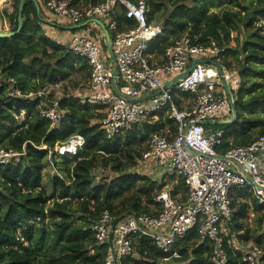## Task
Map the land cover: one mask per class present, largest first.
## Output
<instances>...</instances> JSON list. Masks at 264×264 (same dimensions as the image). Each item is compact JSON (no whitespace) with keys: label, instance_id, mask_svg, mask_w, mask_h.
<instances>
[{"label":"trees","instance_id":"1","mask_svg":"<svg viewBox=\"0 0 264 264\" xmlns=\"http://www.w3.org/2000/svg\"><path fill=\"white\" fill-rule=\"evenodd\" d=\"M11 1L13 9H0V19L7 20L9 31H16L21 0ZM71 1L84 7L103 0ZM146 1L151 6L149 22L163 27L148 45L151 61L163 62L166 49L185 36L202 45L215 41L230 46L237 40L221 60L240 79L234 93L235 117L213 127L224 131L226 149L264 135V0ZM116 11L119 30L129 28L132 21L125 8ZM43 23L41 6L38 12L35 0H25L22 30L0 37V147L23 152L20 163L0 165V264H104L108 247L97 244L92 223L103 210L117 219L156 212L155 197L166 182L157 186L131 168L154 134L170 137L176 124L163 111L155 123L147 119L108 138L100 124L101 106L82 101L81 91L88 87L90 76L87 60L48 37ZM233 32L238 34L236 40ZM73 74H81L80 80H73ZM7 77L16 80L22 96L7 101ZM66 79L80 96L65 93L57 100L60 115L53 123L41 114L44 102L51 101L46 90ZM180 96L196 99L197 94ZM176 101L180 104L181 99ZM76 135L83 136L84 145L75 154L55 151ZM47 159L59 171L51 176L50 185L44 182ZM99 168L108 174L95 181L93 173ZM177 183L172 195L183 198L187 187L182 179ZM229 198L233 214L224 236L226 264H249L242 259L244 251L233 245L232 235L264 248V204L249 187H232ZM251 215L255 231L249 226ZM132 241L134 254L129 259L134 264H214V247L200 240L197 228L176 243L179 258L164 260L169 255L148 237L133 236ZM257 264H264V254Z\"/></svg>","mask_w":264,"mask_h":264},{"label":"built area","instance_id":"2","mask_svg":"<svg viewBox=\"0 0 264 264\" xmlns=\"http://www.w3.org/2000/svg\"><path fill=\"white\" fill-rule=\"evenodd\" d=\"M42 1L52 13L73 25L99 19L110 34L111 47L104 29L92 20L88 22L91 29L73 32L69 41L73 53L84 57L89 65L90 93H82V101L101 106L104 116L100 124L108 138L147 119H158L163 111L176 124V132L170 137L154 134L140 160L154 163L161 170L160 176L182 179L187 194L174 198L173 188L167 184L155 197L159 204L155 213L117 219L109 210L101 211L91 230L97 244L108 247L104 264H134L129 259L134 254L133 236L150 238L169 255L164 260L179 258L176 243L195 228L202 242L213 245V263L226 264L225 224L233 214L230 189L249 187L258 203L264 204V135L248 145L226 149L224 131L213 128L214 123L233 117L230 102H234L239 81L221 64L232 43L221 46L212 41L202 45L185 36L166 49L163 62H155L150 60L147 48L162 34L163 27L149 22L151 6L146 0H103L84 7L71 0ZM119 7L125 8L127 19L132 21L125 30H119ZM6 82L7 101L22 96L14 78L7 77ZM184 92L197 94L193 104H184L185 98L180 96ZM176 97L181 99L180 104ZM41 114L57 122V102L43 106ZM83 145V136L76 135L55 151L75 154ZM22 155L13 148L0 147V165L18 164ZM262 255V248L253 245L243 252L242 259L257 264Z\"/></svg>","mask_w":264,"mask_h":264},{"label":"rangeland","instance_id":"3","mask_svg":"<svg viewBox=\"0 0 264 264\" xmlns=\"http://www.w3.org/2000/svg\"><path fill=\"white\" fill-rule=\"evenodd\" d=\"M9 1L8 0H0V9L2 11L5 10V9H7V10H12L13 9L12 1H10V3H9ZM237 9L238 8H234L233 10H237ZM212 10L218 11L219 8H214ZM53 15H55V14H53ZM55 16H58V15H55ZM6 21L7 20H5V21L2 20L1 24H2L3 29L5 31H9V25H8V22H6ZM262 22H264V19H262ZM63 31H64V29H59L58 28L57 29V33L59 32L60 36H58L57 39H54V38H52V39L57 41V42L59 41L58 43L65 44L66 38L64 36L63 37L61 36V35H65V34H63ZM237 35H238L237 32H233V36L232 37L236 40ZM47 36L50 37L48 35V33H47ZM243 38H244V34L239 35V40L240 41H242ZM236 44H237V40L236 41L233 40L232 41V46L234 47ZM80 75L81 74H75V75L73 74L71 78L73 80L79 81L80 80ZM233 75L238 79V81H240L238 75H236L235 73ZM238 86L236 87V89L238 88ZM46 93L48 94V96H49L51 101L44 102L43 106H49V107L53 106V104L56 103L57 100L61 99L65 95V93H69V94L72 93L74 95H78L79 94L78 91L72 89V86L70 84V79H66V80L61 81L58 84H55L53 86H49L48 89L46 90ZM194 100L195 99H192V98L185 99L184 104H187V105L193 104L195 102ZM157 120L158 119H153L152 121H157ZM215 127L216 126H214L213 128H215ZM225 148H227V147L225 146ZM46 161H47V165H46V170H45L44 182L47 183V185H50L49 182H50L51 176L56 175L57 173H59V171H57V169L55 168L54 164L49 162L48 159ZM145 169H148L150 171L148 177H150L151 180L155 181V179L158 178V181H156V185L157 186L161 185V183H165L166 182V183L170 184L171 187L174 189L175 186L178 184L177 183L178 181H175L174 179H167V178H165V179L163 178V180L160 179L158 171H155L157 174L154 171H151L149 164L145 163L144 161H141V160L137 161V164L134 166V168H131V171H134V172H136L138 174H142L144 172L143 170H145ZM106 174H108V171L105 172V171H97V170H95L94 173H93V176L95 177V181H99ZM135 190H137V188H135ZM177 197L179 198V197H182V196H181V194H178ZM250 217H251V220L249 221V226L252 228L253 231H255V229L257 227L256 226V222H255V218H254L253 215H251ZM225 227L227 228L226 232L228 233L229 231H228L227 224H225ZM231 241H232L234 246H236L237 248H239V249H241L243 251H245V250L249 249L251 246L255 245V243L252 240L241 241L238 238L237 235H232V240ZM262 250H263V254H264V248H262Z\"/></svg>","mask_w":264,"mask_h":264},{"label":"crops","instance_id":"4","mask_svg":"<svg viewBox=\"0 0 264 264\" xmlns=\"http://www.w3.org/2000/svg\"><path fill=\"white\" fill-rule=\"evenodd\" d=\"M9 1V0H8ZM11 1V0H10ZM10 1H9V3H10ZM39 4H40V6H41V8H42V16H43V18H44V23H43V27L47 30V33H48V35L50 36V38H54V39H57L58 38V36H60V34H59V32L57 33V29L59 28V29H64V31H63V34H65V35H61L62 37L64 36L65 38H66V41H65V44L67 43V45L69 46V41H70V39H71V37H72V35L74 34L73 32H74V30L75 29H73L72 27L74 26L71 22H69L66 18H64V17H61V16H55V15H53L54 13H52L44 4H42L40 1H39ZM85 22V21H84ZM83 23V22H82ZM81 24V23H80ZM91 24V23H90ZM90 24L88 23L87 25H86V27H87V29L85 28H81V29H78L80 32H86L88 29H91L90 28ZM78 30H76L77 32H79ZM66 32V33H65ZM94 32H98L97 31V29H94ZM50 33V34H49ZM57 33V34H56ZM71 33V34H70ZM99 34V33H98ZM59 42V41H58ZM64 42V41H63ZM79 92V91H78ZM82 93H90V76H89V83H88V87L87 88H85L84 90H82L81 91ZM80 93V92H79ZM150 120V123H155V121H152L151 119H149ZM138 160H140V159H138ZM137 160V161H138ZM148 164H149V166H150V170L151 171H158V173L160 174V172L159 171H161V170H159L155 165H154V163H152V162H147ZM137 164V163H136ZM100 169V168H99ZM97 171H101V169L100 170H97ZM144 172L141 174V175H143V176H146V177H148L149 176V173H150V171L148 170V169H145V170H143ZM156 173V172H155ZM157 174V173H156ZM160 176V175H159ZM148 178H150V177H148ZM160 179H162L163 180V178L165 179V178H167V177H163V176H160L159 177ZM155 181H158V178H156L155 179ZM179 181V180H178ZM160 182V181H159ZM162 184V183H161ZM168 183H166V185H167ZM162 189V188H161ZM160 189V190H161ZM159 190V191H160ZM158 191V190H157ZM158 191V192H159ZM173 191V190H172ZM187 194V193H186ZM157 195V194H156ZM174 197V196H173ZM157 209H159V207L157 208ZM156 209V210H157ZM225 232H226V228H225ZM227 233V232H226ZM228 234V233H227ZM135 256V255H134ZM137 256V255H136ZM135 256V257H136Z\"/></svg>","mask_w":264,"mask_h":264},{"label":"water","instance_id":"5","mask_svg":"<svg viewBox=\"0 0 264 264\" xmlns=\"http://www.w3.org/2000/svg\"><path fill=\"white\" fill-rule=\"evenodd\" d=\"M24 2H25V0H21L20 5H19L18 29L16 31H5V30H3L2 27H1V19H0V37H11V36L16 35L17 33H19L22 30V28H23V8H24ZM35 3H36V9H37V11L40 12V5H39L38 1L35 0ZM92 20H94L95 22L99 23L101 25V27L104 29V32L106 34V38H107V41H108V45H109V47H111L110 34H109L108 30L106 29L105 25L99 19H92ZM92 20H90V21H92ZM90 21H85V22H83L81 24L74 25L72 28L75 29V30L84 28V27H86V25ZM191 70H192V66L189 67V69L185 73L184 77H186L191 72ZM230 105H231V109H232L233 115L235 117V106H234L233 101L230 102Z\"/></svg>","mask_w":264,"mask_h":264},{"label":"clouds","instance_id":"6","mask_svg":"<svg viewBox=\"0 0 264 264\" xmlns=\"http://www.w3.org/2000/svg\"><path fill=\"white\" fill-rule=\"evenodd\" d=\"M58 104V103H57Z\"/></svg>","mask_w":264,"mask_h":264}]
</instances>
